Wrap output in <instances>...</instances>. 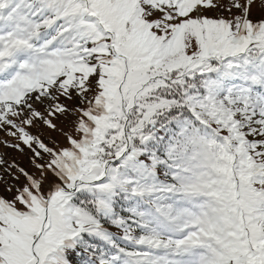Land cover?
Masks as SVG:
<instances>
[{"label":"snow or ice","instance_id":"6c2138e0","mask_svg":"<svg viewBox=\"0 0 264 264\" xmlns=\"http://www.w3.org/2000/svg\"><path fill=\"white\" fill-rule=\"evenodd\" d=\"M0 133V264H264V0H0Z\"/></svg>","mask_w":264,"mask_h":264},{"label":"rangeland","instance_id":"374dc122","mask_svg":"<svg viewBox=\"0 0 264 264\" xmlns=\"http://www.w3.org/2000/svg\"><path fill=\"white\" fill-rule=\"evenodd\" d=\"M222 3L227 4L228 0H221ZM255 8V9H254ZM253 10L256 11L254 13L253 11V18H258L261 15V9L259 6L254 7ZM72 102H69V106H71ZM58 124V126H63L65 131H70L71 126L69 120H65L63 117L59 120L54 121ZM33 132H43V139H45L46 143H49L51 146L50 140H56L59 144L63 145L65 144V140L63 136L59 135L58 133L51 132L50 130L43 129V128H37L33 129ZM4 134L0 133V140L4 139ZM0 155H4L9 160H15V162L19 163L21 166H24L26 168H29L28 163V155L30 153H27V149H25V153L17 152L13 149L4 148L3 144H0Z\"/></svg>","mask_w":264,"mask_h":264},{"label":"trees","instance_id":"16d2710c","mask_svg":"<svg viewBox=\"0 0 264 264\" xmlns=\"http://www.w3.org/2000/svg\"><path fill=\"white\" fill-rule=\"evenodd\" d=\"M255 9V8H254ZM254 13H256V11H254Z\"/></svg>","mask_w":264,"mask_h":264}]
</instances>
